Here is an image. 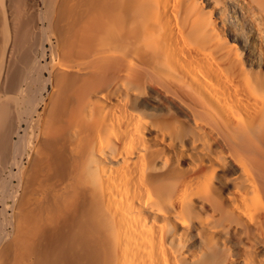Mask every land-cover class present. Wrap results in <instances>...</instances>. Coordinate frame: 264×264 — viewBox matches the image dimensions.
Returning <instances> with one entry per match:
<instances>
[{
	"label": "bare ground",
	"instance_id": "6f19581e",
	"mask_svg": "<svg viewBox=\"0 0 264 264\" xmlns=\"http://www.w3.org/2000/svg\"><path fill=\"white\" fill-rule=\"evenodd\" d=\"M0 264H264V0H0Z\"/></svg>",
	"mask_w": 264,
	"mask_h": 264
}]
</instances>
